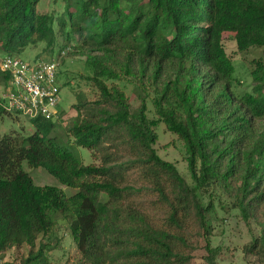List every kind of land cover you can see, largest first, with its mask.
Returning a JSON list of instances; mask_svg holds the SVG:
<instances>
[{
  "label": "trees",
  "instance_id": "16d2710c",
  "mask_svg": "<svg viewBox=\"0 0 264 264\" xmlns=\"http://www.w3.org/2000/svg\"><path fill=\"white\" fill-rule=\"evenodd\" d=\"M226 33L238 54L264 48V0H0L3 57L38 44L84 57L97 94L77 96L66 130L99 160L52 135L54 119L0 137V254L29 247L5 264H54L58 216L78 264H193L202 241L204 264H220L214 223L232 211L256 226L243 252L264 264V58L239 90ZM160 123L182 141L187 175L155 148ZM24 160L76 192L36 184Z\"/></svg>",
  "mask_w": 264,
  "mask_h": 264
},
{
  "label": "rangeland",
  "instance_id": "374dc122",
  "mask_svg": "<svg viewBox=\"0 0 264 264\" xmlns=\"http://www.w3.org/2000/svg\"><path fill=\"white\" fill-rule=\"evenodd\" d=\"M59 7V6H58ZM55 5H50L51 8L58 9ZM225 48L228 54L232 56L235 64V75L240 81L239 90L250 91L253 81L250 75L251 61L253 58H264V48H257L244 54H238L236 43L232 33L225 34ZM41 56L45 60H49L51 56L44 51V45L38 44L31 46L19 55L20 58L31 61L35 57ZM0 53V61L2 59ZM59 67L57 70L58 81L61 87V101L58 117L53 120L55 128L52 135H58L60 142L63 145L71 147L73 152L83 161L84 164L96 163L99 160L93 158L92 153L83 146L78 145L73 137L67 133L69 121L76 116L77 111L74 105L77 103L79 94L85 95L92 100L96 96V91L87 77L91 71L84 65V57L74 55H63L59 59ZM4 74L0 70V91L3 89ZM129 93V90H128ZM153 116V115H152ZM35 128V125L25 116L22 115H6L0 117V137L11 131H21L29 133ZM158 139L155 143L159 155L176 164L182 174L187 175V163L185 160V149L182 141L177 135L168 131L163 123L157 127ZM69 139V141H65ZM20 170L28 172L38 185H52L61 187L67 195L76 192L75 188L61 184L57 178L50 174L44 167H31L27 160L22 161ZM220 217H224L214 223L213 235L211 237L214 246H222L227 254L225 260H221L220 264H259L255 256L246 255L243 252V247L252 239V232L257 233V228L254 224L250 227L245 224L235 211L231 213H220ZM50 243L54 245V249L50 251V256L54 264H78L77 249L73 242L69 228L65 221L58 216V223L55 229L49 235ZM29 247L27 245L14 247L0 254V261L5 264L9 262H19L28 254ZM193 264H204V241L195 251Z\"/></svg>",
  "mask_w": 264,
  "mask_h": 264
},
{
  "label": "built area",
  "instance_id": "2783aa9c",
  "mask_svg": "<svg viewBox=\"0 0 264 264\" xmlns=\"http://www.w3.org/2000/svg\"><path fill=\"white\" fill-rule=\"evenodd\" d=\"M59 64L55 58L26 61L16 56L3 57L0 70L9 77L8 85L0 91V107L30 120L57 118L61 101Z\"/></svg>",
  "mask_w": 264,
  "mask_h": 264
}]
</instances>
